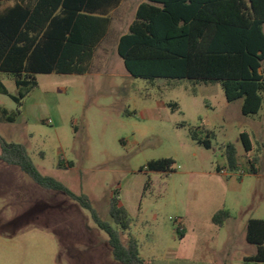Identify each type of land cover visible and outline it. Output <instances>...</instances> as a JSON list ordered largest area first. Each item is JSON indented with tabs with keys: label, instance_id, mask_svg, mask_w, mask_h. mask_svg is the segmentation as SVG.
Returning a JSON list of instances; mask_svg holds the SVG:
<instances>
[{
	"label": "rangeland",
	"instance_id": "374dc122",
	"mask_svg": "<svg viewBox=\"0 0 264 264\" xmlns=\"http://www.w3.org/2000/svg\"><path fill=\"white\" fill-rule=\"evenodd\" d=\"M142 1L124 0L114 12L89 73L39 74L22 105L0 94V108L16 114L7 122L0 113V137L25 146L42 175L86 195L120 231L109 215L118 190L132 218L121 240L135 239L144 264H247L256 253L246 240L248 221L264 219V102L257 115H245L242 100L228 102L220 82L132 77L116 46ZM0 79L16 95L13 76ZM244 134L253 145L249 156ZM229 144L243 160L236 172L226 162ZM1 155L0 147V264H120L89 211ZM254 156L258 174L245 165ZM162 159L175 162L173 171L147 170ZM221 210L230 219L217 226L212 218Z\"/></svg>",
	"mask_w": 264,
	"mask_h": 264
},
{
	"label": "trees",
	"instance_id": "16d2710c",
	"mask_svg": "<svg viewBox=\"0 0 264 264\" xmlns=\"http://www.w3.org/2000/svg\"><path fill=\"white\" fill-rule=\"evenodd\" d=\"M0 0V74L13 76L16 95L0 79V94L18 105L38 86L39 74L84 75L91 71L96 53L107 40L114 12L124 0ZM116 51L126 71L150 82L187 79L196 84L222 83L228 102L242 100V113L257 115L264 102V0H145ZM177 109V104H171ZM2 119L14 122L16 114L0 108ZM194 140L211 148L208 137L192 133ZM245 151L251 146L242 135ZM1 160L17 166L48 191L68 196L90 212L108 236L114 259L120 264H144L135 239L127 245L121 232L132 218L120 203L119 191L109 203L112 222L102 220L86 195L77 196L58 180L42 175L28 158L26 148L0 137ZM231 172L239 170L234 145L225 147ZM258 161L254 156L250 164ZM172 159L152 161L150 172L173 171ZM148 183L146 184V188ZM230 219L228 211L212 218L217 226ZM246 240L256 247L247 264H264V219H250Z\"/></svg>",
	"mask_w": 264,
	"mask_h": 264
},
{
	"label": "crops",
	"instance_id": "0c3cea01",
	"mask_svg": "<svg viewBox=\"0 0 264 264\" xmlns=\"http://www.w3.org/2000/svg\"><path fill=\"white\" fill-rule=\"evenodd\" d=\"M145 0H143L141 3H143ZM140 3V4H141ZM139 4V5H140ZM138 5V6H139ZM138 8V7H137ZM137 10V9H136ZM117 11V10H116ZM136 13V12H135ZM135 17V16H134ZM134 20V19H133ZM132 23V22H131ZM246 135V134H245ZM246 139L248 140V142H249V144H250V146H251V151L249 152V154L253 151V145H252V142L250 141V139L248 138V135H246ZM264 148V147H263ZM247 153V152H246ZM247 155H248V153H247ZM249 156V155H248ZM258 157V161H257V163L255 164V165H253V167H254V170L256 171V173L258 174L259 172H260V170H261V167L260 166H258V164L260 165V156H257ZM253 158H249V160L247 159V161H245V165H247L248 167H249V169L252 167V165L250 164V162H251V160H252ZM241 162H243V160L241 159V157L239 156V154H238V152H237V163H238V165H239V169L242 167V163Z\"/></svg>",
	"mask_w": 264,
	"mask_h": 264
},
{
	"label": "built area",
	"instance_id": "2783aa9c",
	"mask_svg": "<svg viewBox=\"0 0 264 264\" xmlns=\"http://www.w3.org/2000/svg\"><path fill=\"white\" fill-rule=\"evenodd\" d=\"M226 175H228V173L226 172Z\"/></svg>",
	"mask_w": 264,
	"mask_h": 264
}]
</instances>
